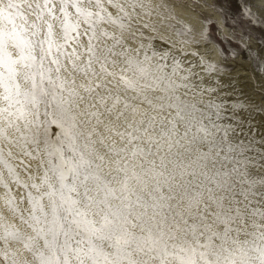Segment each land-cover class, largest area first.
<instances>
[{
  "label": "snow or ice",
  "instance_id": "6c2138e0",
  "mask_svg": "<svg viewBox=\"0 0 264 264\" xmlns=\"http://www.w3.org/2000/svg\"><path fill=\"white\" fill-rule=\"evenodd\" d=\"M69 7L93 13L62 0L66 37L78 39ZM117 7L119 27H131ZM241 12L255 15L249 5ZM51 27L42 36L19 4L0 0V199L31 230L0 213V264H264V175L253 171L264 164L247 154L251 141L229 140L221 106L186 100L189 85L164 74L169 54L151 43L117 52L111 37L98 49L92 28L79 66L66 45L53 52ZM65 60L85 82L61 74ZM178 67L173 58V74ZM20 155L37 161L24 179L12 162L23 165Z\"/></svg>",
  "mask_w": 264,
  "mask_h": 264
},
{
  "label": "rangeland",
  "instance_id": "374dc122",
  "mask_svg": "<svg viewBox=\"0 0 264 264\" xmlns=\"http://www.w3.org/2000/svg\"><path fill=\"white\" fill-rule=\"evenodd\" d=\"M61 2L62 0H13V3L20 5V12L27 25H37L42 36H47L50 24L53 52L56 45H66L63 51L75 50L79 56V66L87 60L92 28H95L96 33L93 44L98 49L111 47L115 42L111 37H116L121 40L120 46L115 48L117 52L125 47H134L139 42L151 43L153 47L155 45V49L168 52L167 62L165 61L168 67L164 69V74L177 84L189 85L191 90L185 99L198 107H204L209 102L220 105L221 119L217 122L222 128L234 129L229 132V140H243L245 143L251 141L253 150L247 154L264 164V160L260 159L261 150L264 149V143L261 142L264 141V0H100L103 11L96 7V0H74L86 12L93 13L88 17L78 15L74 7L67 9L70 14L67 22L78 26V39L73 38L76 36L74 32L66 37L65 17L60 11ZM132 4L137 5L134 10ZM141 4L143 7L139 6ZM37 5L40 7L37 8ZM244 5H249L255 15L243 14L241 8ZM117 6H123L130 14L131 27L123 30L119 27L123 13ZM97 12L103 19L95 15ZM109 16L117 23L113 24ZM17 23L22 21L18 19ZM145 24L146 28L143 27ZM140 32H143V37ZM101 33H107V36ZM132 33L136 34L135 40L131 38ZM149 37L155 39L149 40ZM253 54H258L259 59H254ZM186 57L188 67L179 66L173 74V58L178 61ZM61 59L64 60L63 57ZM156 59H153V65ZM201 72L205 76H200ZM61 74L69 80L75 78L77 85L85 82L84 76L73 70L71 63L66 60ZM203 77L207 78L208 84L202 81ZM184 92L183 87L179 88V95ZM150 95L155 96L156 93ZM179 130L181 133L184 131L183 127ZM3 146L7 152L6 142ZM14 154H17L15 150ZM19 158L24 161L23 165L19 164V160L12 162L19 165L17 170L24 179L27 177L25 165L30 164L29 171L35 172L37 161L22 155ZM253 171L264 175V168L259 165ZM11 187L19 200L24 190L14 184ZM0 193L1 197L5 194L2 187ZM27 208L25 201L21 204V209L26 217ZM11 213L14 219L9 222L21 232L29 234L31 230L27 225ZM12 247L22 248V245L13 243ZM23 255L29 261H34L31 253L24 251Z\"/></svg>",
  "mask_w": 264,
  "mask_h": 264
},
{
  "label": "bare ground",
  "instance_id": "6f19581e",
  "mask_svg": "<svg viewBox=\"0 0 264 264\" xmlns=\"http://www.w3.org/2000/svg\"><path fill=\"white\" fill-rule=\"evenodd\" d=\"M183 11V10H182ZM184 11H186V10H184ZM189 12V11H188ZM191 12V11H190ZM187 16V15H186ZM192 21V20H191ZM198 21V20H197ZM199 23V22H198ZM199 27V26H198ZM158 45V44H157ZM154 47H155V45H154ZM200 48V47H199ZM162 49H164V48H162ZM168 49V48H167ZM166 51V50H165ZM168 53V52H167ZM178 55H180V54H178ZM173 57H175V55H173ZM177 58V57H176ZM188 57H186L185 59H178V62H179V66H181V67H188V64H187V62H186V59H187ZM191 58H192V56H191ZM177 60V59H176ZM188 60V59H187ZM191 60V59H190ZM167 62V61H166ZM191 64V63H190ZM196 65V64H195ZM197 66V65H196ZM191 68V67H190ZM196 69V68H195ZM180 70V69H179ZM186 70V69H185ZM190 70V69H189ZM198 75V74H197ZM200 76H205V73H203V72H201L200 74H199ZM222 80H225L226 81V79L224 78V77H222L221 78ZM202 81L205 83V84H208L209 83V81L207 80V78L206 77H203L202 78ZM180 131V130H179ZM264 131V130H263ZM0 197H1V193H0ZM0 213H2L3 215H4V217H5V219L9 222H11V220L12 219H14V218H12L13 216L11 215L12 213H11V211L8 209V207L5 205V203L3 202V200L2 199H0ZM9 222V223H10ZM25 255V254H24Z\"/></svg>",
  "mask_w": 264,
  "mask_h": 264
}]
</instances>
